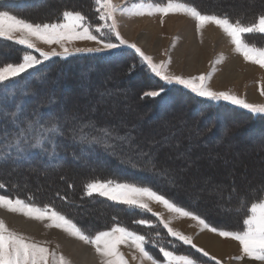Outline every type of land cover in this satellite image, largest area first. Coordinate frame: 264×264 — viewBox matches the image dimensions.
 <instances>
[{"label": "rangeland", "instance_id": "rangeland-1", "mask_svg": "<svg viewBox=\"0 0 264 264\" xmlns=\"http://www.w3.org/2000/svg\"><path fill=\"white\" fill-rule=\"evenodd\" d=\"M199 1L209 7H226L232 15H235L236 11H243L245 16L257 12L249 13V8L246 9L248 6H259V11L264 12V0ZM91 2L92 15L89 16V20L95 24L98 22L97 13L94 11L93 0ZM113 2L121 4L122 0H113ZM141 2L146 4L166 1L126 0V6L131 8L133 4ZM81 3L87 6L89 4L86 0H82ZM50 6L53 7L52 9L56 8L54 3ZM116 19L118 30L125 40L129 43H135L146 55L152 58L153 62H168V74L189 77L198 76L201 73H211L207 85L212 90L227 91L249 103L264 104V95H261V89H264V68L250 61H245L243 56L234 50L230 38L218 26L210 23L205 24L197 32L195 20L184 13H169L161 18L158 13L151 16H129L117 12ZM111 38L113 42H117L114 36ZM244 38L249 44L264 47L263 38L259 39L248 35H245ZM202 41L206 42L207 51L206 53L200 52L202 55H199L200 49L198 50V47ZM35 43L37 48L44 51H52L53 49L57 52L61 51L59 45L56 44L48 45L40 41H35ZM67 46L70 48L98 47L95 42L87 40L73 41ZM125 50H130L135 54L131 53V56H126ZM203 50L201 49V51ZM29 51L40 58L39 53L34 50ZM95 54L104 55L111 62L107 66H96V68L92 64L85 67L82 64L83 69L79 73L80 76L72 81V86H77L79 93L70 95V100L74 102L70 103V106L64 110L65 112L76 110L74 111L75 114L68 116L63 111L61 114L62 120L69 121L72 126L78 124L91 125L94 128L93 140L100 141L104 146L107 145L106 141L110 135L102 128L115 131L116 134L111 135L110 138L114 143V147L123 149L124 155L129 154L131 160H136L143 167L154 171L155 173L151 176V179L155 180L159 186L175 189L183 188L184 191L181 193L180 199L184 202L206 212L219 222L233 223L236 217L234 216L236 208L239 206V198L248 194L251 196L262 186L264 187V141L261 140L260 135L256 136L253 140L256 142V147L253 150H250V143H254L251 142L252 140L243 145H239L236 141H229L228 143L211 142L209 138H206L208 143L200 142L197 132L193 133L198 131L197 124L186 122V118H189L192 107L203 100L211 101L209 103L231 105L247 113L250 112L238 105L231 104L229 101L200 97L183 85L161 80L155 73L151 72L135 50L127 45H121L118 49L105 52H71L67 56L60 57ZM196 55H198L197 58ZM21 58L16 63L21 62ZM126 60L133 61L134 66L132 68L128 67V70L134 76L125 74L127 68L121 70L122 63ZM194 61L195 64L192 65L191 63ZM189 66H193L192 69ZM126 75L128 77H124ZM87 76L90 79H87ZM161 88L164 91L157 97L145 95L147 92L158 91ZM88 89L90 90L88 91ZM62 90L63 85L57 83L54 84V88L50 92L60 95ZM141 91H144L142 96L146 97L144 100L139 101L137 94H140ZM173 95L175 98L171 102L170 96ZM178 95L182 96L180 99L190 107L189 110L178 108ZM159 99L160 101L168 99L166 107L171 106L174 112L171 114L165 112L166 114L169 113L167 115L169 122L149 123L146 117L148 109L151 107L150 103ZM65 101L66 99L62 97L63 104ZM217 108L225 117L228 115L225 113L227 109L224 105ZM94 124L97 126L95 127ZM184 127L190 128V134L186 133L187 129ZM246 136L244 134L238 136V138L244 140L247 139ZM76 137H79L78 133H76ZM183 139L186 141V145L180 146V141ZM217 145L219 147L215 149ZM210 149L214 151L208 154L203 153L205 150L209 151ZM125 159L128 160L126 157ZM7 169L9 168L6 167L3 170V174L8 185L6 187L10 190H4L5 194L18 195L22 199H27L31 195L26 192V189L30 188L37 195L33 198V202L39 206L44 204L54 206L90 234L94 235L96 231L107 230L116 223L110 217L113 208L105 205L106 202H111L121 205L122 208H119V210H122L126 215L124 218V214H120L122 220L119 223L130 230L145 235L149 241L146 248L156 258L162 259L158 246L163 245L177 254L189 255L191 258L196 259L198 264H214L213 262L204 261L193 249L187 248L182 242L183 245L171 239L161 228L157 219L150 215L152 213L149 214L140 209L130 208L98 194L85 195L84 185L88 181H82L81 178L88 173L86 171L76 169L75 172L72 171L73 169H64L62 173L53 175L40 170L19 174L10 170L6 171ZM128 183L135 182L128 181ZM13 188L16 190H13ZM56 192L59 195L63 194L64 200L62 198V200H59V198V202L56 199L53 203L51 197L53 198ZM66 201L72 206L66 207ZM149 206L152 211L165 214L166 209L162 205L151 202ZM128 210H133V213L128 215ZM170 217H173L170 223L177 226L183 224L182 217L173 216L171 213ZM0 218L4 219L11 229L31 237L33 240L47 242V247L54 249L57 253H62L71 260L72 264H90L80 258L83 247L81 249L80 246L75 245L66 233L61 234L60 231H55V228L45 227L46 222L32 220L20 214L9 213L3 209H0ZM139 219L151 220L153 222L152 226L134 223ZM191 223L194 224H189V229L194 230L192 235L195 238L198 236L199 230L195 226V224L197 225L195 221H191ZM182 230L184 229H181L180 232H183ZM204 235H206L205 232L197 237L198 243L200 237ZM211 237L216 239L218 243L227 242V244H231L226 240L222 242L216 236ZM169 241L172 243L170 244ZM230 247L226 255L237 250L236 245L231 244ZM89 248L90 253H92L93 247L89 245ZM120 250L126 259L130 261V264H137L131 258L130 253L132 250L124 245L120 246ZM226 255L218 256L224 257ZM144 263L149 264L150 261L149 263L143 261ZM95 264H100L98 255Z\"/></svg>", "mask_w": 264, "mask_h": 264}, {"label": "snow or ice", "instance_id": "snow-or-ice-1", "mask_svg": "<svg viewBox=\"0 0 264 264\" xmlns=\"http://www.w3.org/2000/svg\"><path fill=\"white\" fill-rule=\"evenodd\" d=\"M93 3L98 20L95 24L80 11L64 10L52 22L33 23L12 14L10 11L0 10V39L13 41L26 49L21 62H9L0 65V84L19 78L21 74H25L30 69H34L36 65L41 64L42 60H48L53 56H67L71 52H105L118 49L121 45H127L135 50L151 72L155 73L161 80L183 85L200 97L229 101L231 104L238 105L250 113L264 115V104L249 103L227 91L218 92L209 88L207 81L211 73H201L198 76L189 77L168 74V62H153L152 58L146 55L135 43H129L125 40L118 30L116 19L117 12L129 16H151L158 13L161 18L169 13H184L195 20L197 32L205 24L210 23L218 26L230 38L234 50L241 54L245 61H250L264 68V47L249 44L244 38L246 34H264V13L258 14L252 22L245 24L239 19L231 20L226 14L203 13L195 6L181 2V0H166V2H149L146 4L141 2L133 4L131 8L126 6V0H122L121 4H116L113 0H93ZM113 36L117 42H113L111 38ZM83 40L93 41L98 47L70 48L67 46L73 41ZM35 41L48 45H59L61 51L57 52L55 49L44 51L36 47ZM27 50H34L39 53L40 58L34 55L32 51ZM163 91L164 89L161 88L158 91L147 92L145 95L157 97ZM261 95H264V89H261ZM38 123V121H29L27 127L21 130L20 135L26 136ZM48 131L58 133L59 128L53 124ZM42 139L43 136L41 139H37L33 147L42 146ZM5 188L6 185L0 183V209L23 215L32 220L46 222L45 227L59 229L68 236L86 245H91L100 259V264H130V261L126 259L120 250L121 245L132 250L130 253L131 258L137 264H143L145 260L150 261V264H198V261L189 255L177 254L163 245L158 246L162 259L156 258L146 248L149 241L145 235L130 230L119 222L114 223L107 230L96 231L94 235L90 234L54 206L50 204L39 206L33 202L31 197L22 199L18 195L5 194L3 192ZM84 193L87 196L98 194L130 208L152 213L167 230L169 236L176 238L184 245H190L197 252L202 253L204 257H209L208 252L203 248H198L193 243L191 236L170 227V220L173 217L165 220L160 213L152 212V208L149 206L150 203H158L173 216L186 217L195 221L200 226L201 231L208 230L220 237L238 241L240 255L233 257V259L242 261L248 258L264 264V195L259 199H253L250 203L246 197H240L236 211L240 212L246 209L247 212L241 221L242 230H225L212 226L199 214L178 205L175 201L153 190L150 186H140L135 183L119 182L111 179H93L85 183ZM134 223L151 227L153 222L149 219H139ZM46 243L33 240L31 237L11 229L4 219L0 218V264H72L70 259L62 253L50 249L46 246ZM169 243L172 242L169 241ZM210 259L215 261V264H221V261L217 260L215 256H211Z\"/></svg>", "mask_w": 264, "mask_h": 264}, {"label": "trees", "instance_id": "trees-1", "mask_svg": "<svg viewBox=\"0 0 264 264\" xmlns=\"http://www.w3.org/2000/svg\"><path fill=\"white\" fill-rule=\"evenodd\" d=\"M86 1L89 3L88 6L83 3L80 4L82 0H0V9L10 11L14 15L33 23L52 22L56 20L64 10L80 11L90 19L89 16L92 15V2L91 0ZM181 2L191 4L203 13L226 14L231 20L235 21L239 19L245 24L252 22L258 14L264 13L259 11L255 14L245 16L243 11H236V14L232 15L230 10L226 7L205 6L199 0H181ZM53 3L56 4L55 9H52L53 7L50 6ZM246 35L259 39L263 38L264 40V34ZM24 51H26L24 46L15 44L13 41L0 39V65L9 62H18ZM125 53L126 56H131L133 52L129 50ZM110 62L111 61H109L107 57L101 54L74 55L66 58L55 56L42 61V63L36 65L34 69H30L27 73L21 74L19 78L11 82L0 84V183L7 185L3 174V170L6 167L9 168L6 171L10 170L11 172H17L19 174L40 170L53 175L62 173L64 169H73L72 171L75 172L76 169H80L78 171L88 172L87 174L83 172L86 175L81 178L82 181L111 179L115 181H131L135 182L137 185L143 186L149 185L155 189V191L175 201L178 205L184 206L188 210L199 214L212 226L225 230L241 229L242 218L247 214L246 209L244 211L235 212L234 216L236 217L233 223L219 222L210 217L206 212L200 211L198 208L192 207L180 199L181 193L184 191L183 188L175 189L159 186L155 180L151 179V176L155 173L154 171L143 167L136 160H131L129 154H127V156L124 155L123 149L115 148L113 141L110 139L111 135L116 134L115 131L111 130V132L106 128H102L110 135L106 141L107 145L104 146L100 141L96 139L93 140L94 138L92 135L94 133V128L91 125L84 126L78 124L72 126L69 121L62 120L61 114L70 106V103L74 102L70 100V95L79 93L78 87L72 86V81L80 76L79 73L81 69H83L82 64H84V67L88 64H92L96 68V66H107ZM122 64L121 70L127 68L125 74L134 76L131 75V71L128 70V67L132 68V66H134L133 61L126 60V62ZM127 75L124 77H128ZM87 79H90V77L87 76ZM57 83L63 85V90L60 95L50 92L54 88V84ZM68 83L71 84L69 85ZM89 90L90 89H88V91ZM143 92L144 91H141L140 94H137L139 101L144 100L146 97L142 96ZM178 96V108L189 110L190 107H188L185 102L181 101L180 98H182V96ZM62 97L66 99L64 104L62 103ZM173 98H175L174 95L172 97L170 96L171 102ZM167 101L169 100L160 101L159 99L156 100V102L153 101L150 103L151 107L148 109V115L146 117L149 123L168 121L169 118H167V115L174 111H172L173 108L171 106L166 107ZM209 102L206 100L198 102V104L190 110L189 118H186V122L197 124L196 127L198 131H194L193 133L197 132L196 134L200 142L208 143V139L206 138H209L211 142L228 143L229 141H236L239 145H243L252 140L251 142L254 143H250V150H253L256 147V142L253 141L256 136L260 135L262 138L260 139L264 141V115H253L231 105ZM220 105H224L227 109L225 110V113L228 114L226 117L219 112L220 109L217 107ZM74 111L76 110H68L66 112L64 111V113L71 116L75 114ZM165 112L169 113L166 114ZM29 121H38L39 123L36 124L26 136H21V130L27 127ZM53 124L58 126V133L48 131ZM94 125L95 127L97 126L96 124ZM184 128L187 129L186 133L190 134V128ZM76 133L79 134V137H76ZM162 134L164 133L162 132ZM244 134L247 135V139L240 140L238 136ZM42 136V146L33 147L37 139H41ZM183 145H186L184 139L180 141V146ZM218 147L219 145H217L215 149ZM212 151L214 150H205L203 153L208 154ZM125 157L128 160H126ZM6 189L7 191L10 190L7 187L4 190ZM13 190L16 189L13 188ZM26 192L31 195V198L37 196L35 191L30 188L26 189ZM257 192L254 193L252 197H248L249 195H244V197L247 198L249 203L252 202L253 199H259L264 195V187H261ZM53 196V198L51 197V202L53 203L59 198V200H64L63 194L59 195L56 192ZM106 203L108 204H105L106 206L113 208V211L110 209V217L112 220L114 222L121 221L122 218L120 214H124V212L119 210V208H122V206L111 202ZM66 204V207L72 206L71 204L70 206L67 201ZM130 213H133V210L127 211L128 215ZM125 217L126 215L124 214V218ZM160 225L166 234H168L163 225ZM170 238L182 244L180 241L176 240V238L171 236ZM184 246L193 249L188 245ZM193 250L204 261L210 262V260L195 249Z\"/></svg>", "mask_w": 264, "mask_h": 264}, {"label": "crops", "instance_id": "crops-1", "mask_svg": "<svg viewBox=\"0 0 264 264\" xmlns=\"http://www.w3.org/2000/svg\"><path fill=\"white\" fill-rule=\"evenodd\" d=\"M152 212H155V213H160L159 211H152ZM161 213H163V212H161ZM160 213V214H161ZM165 214H161V217L163 218V219H165V220H169V218H170V213L166 210L165 212H164ZM183 218V224L181 225L182 226V228H181V226L179 225V226H177L176 224H172V223H170V227H172L174 230H178V231H181V229H184V230H182L183 232L182 233H184L185 235H189V236H191L192 237V241H193V243L195 244V245H197V247L198 248H203L206 252H208L209 253V257H206L208 260H210V262H213L214 264H215V261H212L211 259H210V257L211 256H215L216 258H217V260H219V261H221V264H241V263H243V262H253V263H257V264H262V262H260V261H252V260H249L248 258H245L244 260H235V259H233V257H235V256H238V255H240V247H239V243H238V241H235V240H232L231 238H223V237H220L218 234H215V233H212V232H210V231H208V230H203V231H201L200 230V226L197 224H195V226L198 228V230H199V233H198V236H200L202 233H204L205 232V234L206 235H209V236H216V237H218L219 239H221L222 240V242H223V240H226V241H228V243H231V244H233V245H236L237 246V250L235 251V252H232V253H229L228 255H226V253H224V255H226V256H224V257H219V256H217V255H214L213 253H211L206 247H204L203 245H201L200 243H198V240H197V237H193V232H194V230L192 229V228H190L189 229V224H194V223H191V221L192 222H194L193 220H191L190 218H186V217H182ZM191 220V221H190ZM188 222V223H187ZM191 226V225H190ZM239 230H242V228L241 229H239ZM167 231V230H166ZM222 244H226L227 246H230L229 244H227V242H224V243H222ZM188 246H190V245H188ZM191 247V246H190ZM234 247V246H233ZM200 253V252H199ZM200 254H202V253H200ZM203 255V254H202Z\"/></svg>", "mask_w": 264, "mask_h": 264}, {"label": "bare ground", "instance_id": "bare-ground-1", "mask_svg": "<svg viewBox=\"0 0 264 264\" xmlns=\"http://www.w3.org/2000/svg\"><path fill=\"white\" fill-rule=\"evenodd\" d=\"M52 5V4H51ZM56 5V4H55ZM248 6V5H247ZM259 7V6H258ZM258 7H250V6H248V7H246V9L247 8H249V10H248V12L249 13H254V12H258L259 11V8ZM256 12V13H257ZM205 43V44H204ZM206 42L205 41H202L201 42V45L198 47V50L200 49V51H199V55H202V54H200V52H204V53H206ZM201 49L203 50V51H201ZM203 53V54H204ZM198 57V55H196V58ZM197 62V61H196ZM201 62H203V61H201ZM192 65H194L195 64V61L194 62H192L191 63ZM191 67V69H192V67L193 66H189V68ZM185 70V69H184ZM244 185V184H243ZM263 187V186H262ZM254 193V192H253ZM249 195V194H248ZM253 195H251V197H252ZM248 197H250V195L248 196ZM224 222V221H223ZM55 231H57V232H59L60 231V233L61 234H63L64 232H62L61 230H59V229H55ZM70 239H72L73 241H74V243H75V245H77V246H80V248L82 249V247H83V251H82V256H80V258L81 259H83L85 262H88V263H90V264H95V263H97V254L95 253V251H94V249H93V252L92 253H90V248H89V245H86V244H84L83 242H81V241H79V240H77V239H74V238H71L70 237ZM199 243L201 244V245H203L204 247H206L211 253H213L214 255H220V256H222L224 253H226L227 251H228V249H229V247L230 246H226L225 244H221V243H218L217 242V240L216 239H213L211 236H209V235H204V236H202V237H200V239H199ZM72 244H73V242H72ZM70 245V244H69ZM73 248V247H72ZM88 248H89V251H88ZM231 248V247H230ZM88 251V252H87ZM145 262L146 263H149V261H147V260H145ZM145 264V263H144ZM150 264V263H149ZM241 264H256V263H253V262H243V263H241Z\"/></svg>", "mask_w": 264, "mask_h": 264}]
</instances>
